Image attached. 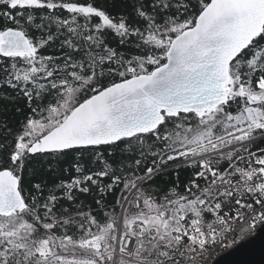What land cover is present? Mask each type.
Wrapping results in <instances>:
<instances>
[{
	"label": "snow or ice",
	"instance_id": "obj_1",
	"mask_svg": "<svg viewBox=\"0 0 264 264\" xmlns=\"http://www.w3.org/2000/svg\"><path fill=\"white\" fill-rule=\"evenodd\" d=\"M0 87V264H209L264 225V0H0Z\"/></svg>",
	"mask_w": 264,
	"mask_h": 264
},
{
	"label": "trees",
	"instance_id": "obj_2",
	"mask_svg": "<svg viewBox=\"0 0 264 264\" xmlns=\"http://www.w3.org/2000/svg\"><path fill=\"white\" fill-rule=\"evenodd\" d=\"M115 47V43L112 44ZM7 92L9 95H15L11 89L7 87H0V93ZM16 105L8 100L0 101V120L6 118L9 122V126L15 131L18 127V121L22 118L19 114L15 112ZM124 146L121 145V149H117L112 156H108V152L105 151L104 155L108 157L110 161L116 160L119 161L121 156L124 154L122 152ZM74 157L69 156L67 158H55L53 159L50 167L49 164H43L42 168L39 170V174L36 176V179L46 182L48 185H52L54 183H58L60 179H69L71 175H74V170H69L70 165L74 162ZM84 161L89 162V166H91L90 158L88 154H85ZM39 167V166H38ZM180 177L183 180L185 176L188 174L184 168L180 170ZM27 182V181H26ZM170 181L168 178L158 179L156 181L155 186L157 188L167 189L169 187ZM81 199H84L81 196ZM91 202V199H89ZM62 204L66 203V201H61ZM249 235L246 236V238ZM244 238V239H246Z\"/></svg>",
	"mask_w": 264,
	"mask_h": 264
},
{
	"label": "water",
	"instance_id": "obj_3",
	"mask_svg": "<svg viewBox=\"0 0 264 264\" xmlns=\"http://www.w3.org/2000/svg\"><path fill=\"white\" fill-rule=\"evenodd\" d=\"M211 264H264V225Z\"/></svg>",
	"mask_w": 264,
	"mask_h": 264
},
{
	"label": "built area",
	"instance_id": "obj_4",
	"mask_svg": "<svg viewBox=\"0 0 264 264\" xmlns=\"http://www.w3.org/2000/svg\"><path fill=\"white\" fill-rule=\"evenodd\" d=\"M242 240H244V239H242ZM242 240H239V242L242 241ZM238 243H236L234 246H236ZM234 246H232V247H234ZM232 247H228V248H224V249H217L213 253L212 259L210 260L209 264H211L218 256H220L221 254L225 253L229 248H232Z\"/></svg>",
	"mask_w": 264,
	"mask_h": 264
},
{
	"label": "clouds",
	"instance_id": "obj_5",
	"mask_svg": "<svg viewBox=\"0 0 264 264\" xmlns=\"http://www.w3.org/2000/svg\"><path fill=\"white\" fill-rule=\"evenodd\" d=\"M229 249H231V248H229ZM229 249H228V250H229ZM228 250H227V251H228Z\"/></svg>",
	"mask_w": 264,
	"mask_h": 264
},
{
	"label": "bare ground",
	"instance_id": "obj_6",
	"mask_svg": "<svg viewBox=\"0 0 264 264\" xmlns=\"http://www.w3.org/2000/svg\"><path fill=\"white\" fill-rule=\"evenodd\" d=\"M250 235V234H249Z\"/></svg>",
	"mask_w": 264,
	"mask_h": 264
}]
</instances>
